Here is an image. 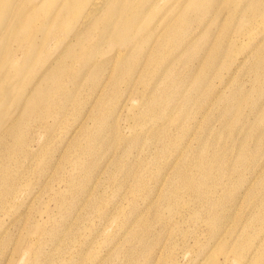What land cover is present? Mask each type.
Listing matches in <instances>:
<instances>
[{
	"label": "rangeland",
	"instance_id": "obj_1",
	"mask_svg": "<svg viewBox=\"0 0 264 264\" xmlns=\"http://www.w3.org/2000/svg\"><path fill=\"white\" fill-rule=\"evenodd\" d=\"M112 1L0 25V264H264V0Z\"/></svg>",
	"mask_w": 264,
	"mask_h": 264
},
{
	"label": "bare ground",
	"instance_id": "obj_2",
	"mask_svg": "<svg viewBox=\"0 0 264 264\" xmlns=\"http://www.w3.org/2000/svg\"><path fill=\"white\" fill-rule=\"evenodd\" d=\"M18 1L19 0H0V25H6L7 29L13 27L12 26L13 22L12 20H10L11 15H7V14L8 13L11 14L10 10L12 11L15 10V6ZM111 1L112 0H84V7L86 8L84 17L86 18V20L82 24H85V25L90 24L93 21V19L96 16H98L107 6V4L110 3ZM116 2L117 0H113L110 6L112 7L114 4H116ZM108 15L106 16V18L108 17ZM14 28L15 27H13V29ZM8 32L9 30L1 33L0 39H4L6 41ZM35 35H37L36 32H35ZM16 39L20 44L26 45V48H25L26 54H28V52L31 51L33 47L37 45L36 42L38 41L35 39L34 36H18L16 37ZM35 58L39 59L38 52H35Z\"/></svg>",
	"mask_w": 264,
	"mask_h": 264
}]
</instances>
